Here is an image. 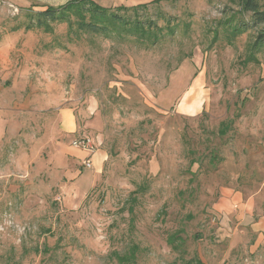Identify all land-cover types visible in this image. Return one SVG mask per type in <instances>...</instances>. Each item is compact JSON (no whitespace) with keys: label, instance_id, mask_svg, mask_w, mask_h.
<instances>
[{"label":"rangeland","instance_id":"374dc122","mask_svg":"<svg viewBox=\"0 0 264 264\" xmlns=\"http://www.w3.org/2000/svg\"><path fill=\"white\" fill-rule=\"evenodd\" d=\"M70 1L0 0V137L23 105L69 150L0 163V264H264V50L246 63L264 25L244 0H95L157 41L45 30Z\"/></svg>","mask_w":264,"mask_h":264},{"label":"trees","instance_id":"16d2710c","mask_svg":"<svg viewBox=\"0 0 264 264\" xmlns=\"http://www.w3.org/2000/svg\"><path fill=\"white\" fill-rule=\"evenodd\" d=\"M259 0H244L242 9L246 12L252 13V19L259 25H264V11H261ZM144 5H138L132 7L138 12L139 8ZM128 7H120L119 10H128ZM136 12V13H137ZM138 14V13H137ZM41 19H44L46 23L45 30H49L50 22H67L70 29L77 28V32L84 33H114L118 37H124L133 35L137 40L157 41L159 33L151 29L152 24H149L150 29H146L139 21H129L122 18L116 13H109V10L97 5L95 0H74L70 1L65 6L59 9H50L41 11L37 14ZM72 16L74 18H72ZM74 19V20H73ZM245 29L239 25L235 26V29L231 31L232 38L242 34ZM264 50V30L257 37L253 43L249 45L246 63L255 61L258 63L256 54L261 53ZM227 127H224L225 129ZM222 129V130H223ZM221 134H225V131H221ZM177 236L170 238V243L174 244ZM128 261V260H127Z\"/></svg>","mask_w":264,"mask_h":264},{"label":"crops","instance_id":"0c3cea01","mask_svg":"<svg viewBox=\"0 0 264 264\" xmlns=\"http://www.w3.org/2000/svg\"><path fill=\"white\" fill-rule=\"evenodd\" d=\"M196 98L198 101L189 106L184 115H194L202 112L205 106L202 93L200 92ZM32 103L35 105V110L42 109V100L29 98L25 105H31ZM11 108L14 110L16 109L13 99L5 95H0V121H5L7 127L9 124L8 116L10 115L8 110ZM18 109L27 113L23 114L24 117L21 115L13 116L14 118H20L15 119L17 120L19 126V130L16 133L9 131V128H7V131L3 132L1 135L0 163H46L43 160V153L45 151H50V155L56 152L60 155H66L69 150H67L68 147H66L65 141L63 142L62 140L61 133L63 132L61 130V124H52L49 131V129L47 130V128H45V121L43 120L39 121L38 125L31 124L30 111H32L33 108L25 109V107L21 105L20 108H17V110ZM71 114L72 111L69 110L67 115ZM47 131L49 132V136L47 137L49 139L44 140L43 136ZM94 158L95 161H98L99 163L103 160L102 156L100 157V155L97 154L94 155Z\"/></svg>","mask_w":264,"mask_h":264},{"label":"built area","instance_id":"2783aa9c","mask_svg":"<svg viewBox=\"0 0 264 264\" xmlns=\"http://www.w3.org/2000/svg\"><path fill=\"white\" fill-rule=\"evenodd\" d=\"M73 145L76 147H83L85 149L93 150V143H92L91 139H89L87 137L84 139H81L80 142H77V141L74 142ZM84 166L86 168H92V166H93L92 160L90 158L86 159V161L84 162Z\"/></svg>","mask_w":264,"mask_h":264}]
</instances>
